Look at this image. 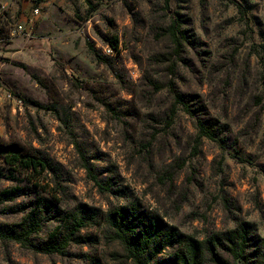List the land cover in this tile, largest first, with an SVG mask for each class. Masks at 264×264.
I'll list each match as a JSON object with an SVG mask.
<instances>
[{
  "label": "rangeland",
  "instance_id": "obj_1",
  "mask_svg": "<svg viewBox=\"0 0 264 264\" xmlns=\"http://www.w3.org/2000/svg\"><path fill=\"white\" fill-rule=\"evenodd\" d=\"M235 1L244 13L232 0H0V149L52 165L0 158V222L22 221L37 183L61 209L85 207L92 238L68 255L0 240V264H132L112 256L104 214L117 207L199 238L244 221L264 236V0ZM36 8L32 34L11 37ZM197 118L216 140L199 139Z\"/></svg>",
  "mask_w": 264,
  "mask_h": 264
},
{
  "label": "trees",
  "instance_id": "obj_2",
  "mask_svg": "<svg viewBox=\"0 0 264 264\" xmlns=\"http://www.w3.org/2000/svg\"><path fill=\"white\" fill-rule=\"evenodd\" d=\"M232 1L236 2L241 12H245L242 4ZM171 32L176 45L180 46L182 39L176 36L175 31ZM181 33L185 35L183 31ZM171 91L174 93L175 105L181 104L187 113L196 115V110L192 109L182 93L176 92L173 87ZM196 126L199 139H217L214 123L197 118ZM0 158L23 171L41 173L52 169L51 163L43 158L23 155L10 149L1 148ZM33 185L35 188L40 187L37 191L34 190L35 198L31 203L15 209L27 214L19 223L0 222V240L15 242L40 253L68 255L72 245L86 244L92 239L83 234L88 223L87 216L83 215L85 207L61 209L56 196H47L43 187L37 183ZM15 191L17 188L5 190L4 193L7 198L14 200L17 197ZM55 213L61 215L60 224L45 238H37L44 224L57 216ZM104 220L109 229L107 237L121 247L112 256L115 259L131 260L132 264H264V236L258 232L254 222L244 221L234 228L215 231L199 238L184 233L159 217L138 212L136 207L131 210L125 207L113 208L104 214ZM167 249L172 250L171 262L163 263L159 257ZM87 264L101 262L95 258Z\"/></svg>",
  "mask_w": 264,
  "mask_h": 264
},
{
  "label": "built area",
  "instance_id": "obj_3",
  "mask_svg": "<svg viewBox=\"0 0 264 264\" xmlns=\"http://www.w3.org/2000/svg\"><path fill=\"white\" fill-rule=\"evenodd\" d=\"M39 14V8L34 9L32 15L29 18V21H25L24 23L19 22L16 23L14 28L11 30V37H14L16 35H30L33 32L34 25H35V18ZM113 48L110 46H107L104 49V52L108 55L113 53Z\"/></svg>",
  "mask_w": 264,
  "mask_h": 264
}]
</instances>
